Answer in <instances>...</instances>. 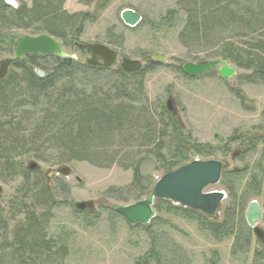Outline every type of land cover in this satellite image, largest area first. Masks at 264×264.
I'll use <instances>...</instances> for the list:
<instances>
[{
    "label": "trees",
    "instance_id": "16d2710c",
    "mask_svg": "<svg viewBox=\"0 0 264 264\" xmlns=\"http://www.w3.org/2000/svg\"><path fill=\"white\" fill-rule=\"evenodd\" d=\"M79 1L90 6L95 0ZM240 2L176 0V6L186 15V25L179 34V42L188 50L192 45H197L202 48L195 50L197 53L205 52L204 48L211 44L212 36L209 34L214 31L228 33L229 37L218 43V58L252 72L249 76H242L249 84L257 78L264 84V9L259 10L258 7L241 14ZM64 5V0H32L30 5L21 0L14 7L7 0H0V55L5 43L8 48H15L17 39L5 38L8 32L48 34L64 43L70 37L79 40L92 16L69 13ZM173 12L177 11L171 10ZM230 32L235 35L231 36ZM235 36L239 40L236 48L231 44ZM75 42L70 45L73 46ZM65 46L68 45L65 43ZM52 59L55 60L54 68L46 73L45 78L41 79L36 74L39 67L45 72L36 61L49 60V57L27 56L12 67L6 80L0 82V182L12 183L22 178V185L18 187L16 198L11 201L6 213L0 204V264H62L69 257V245L51 237L48 232L52 209L69 202L55 201L53 186H50L47 175L39 170V166L30 170L27 160L62 166L71 162H86L102 169L113 165L122 169L134 167L135 178L128 186V196L139 198L136 190L142 189L144 194L146 189L140 187L147 179L139 177L138 166L150 154L136 164L122 165L120 162L136 160V155H122L124 147L142 141L144 145L158 146L159 150H163L166 134H173V131L166 132V128L174 130L176 136L172 153L156 159L161 163L160 169L166 173L184 166L190 158V148L207 158L216 154V149L210 145L203 146L184 136L177 118L163 104L155 107L157 117L139 105L148 101L143 71L129 74L121 67L101 71L74 60ZM179 72L183 74L182 69ZM131 86L136 88L131 89ZM240 99L245 100L241 95ZM160 122L167 124L157 131ZM120 193L115 191L111 195ZM121 197L119 200L128 201V197ZM158 203L166 205L170 213H183L187 220L193 219L192 216L189 218L188 209L165 200ZM154 227V224H149L145 228L152 242L136 264H148V261L164 263L155 248L157 241L153 240L151 233ZM223 229L222 234L230 237L228 235L236 228L232 224L229 227L224 225ZM217 230L215 227L209 228L212 234ZM242 239L245 240V234L237 233L235 248L242 249Z\"/></svg>",
    "mask_w": 264,
    "mask_h": 264
},
{
    "label": "rangeland",
    "instance_id": "374dc122",
    "mask_svg": "<svg viewBox=\"0 0 264 264\" xmlns=\"http://www.w3.org/2000/svg\"><path fill=\"white\" fill-rule=\"evenodd\" d=\"M14 1L18 4L21 0ZM22 1L29 5L32 2V0ZM64 1V8L69 13H87L92 16L85 24L84 33L79 40L77 37H70L69 41L65 42L68 46L59 40L67 53L76 54L80 60L89 58V54L79 53L75 48L77 44L75 41H79L80 44L107 46L118 53L119 61L128 59L144 62L146 60L144 57H166V65L152 66V70L143 78L148 101L139 105L147 108L157 117L155 107L158 108L159 104L166 107L167 100L172 99L177 110V123L183 130V135L191 137L190 141L215 148L217 153L214 159L225 160V156L222 157L218 150L235 133L245 132L250 136L253 134L261 136L257 152L249 153L243 159L242 165L234 161L229 164L231 168L247 166L250 169L249 174L255 170L254 164L264 155V84L258 78L253 79L249 84L242 76H249L252 72L238 68L235 63L228 60L231 67L236 68L238 72V75L230 80H222L218 68L191 79L179 72L185 63L199 64L221 60L217 56L220 54L218 43L229 37L228 33L214 31L209 34L212 36L211 44H207L208 46L204 48L205 52L197 53L195 50L202 48L192 45L188 50L179 42V34L186 25V15L176 6V0H95L90 6L84 5L79 0ZM239 4L241 14L258 7L259 10L264 9V0H241ZM127 9L134 10L142 16L141 23L135 28H130L134 29L133 31L127 29L120 18L121 13ZM171 10L177 12L171 13ZM241 26L243 27V22ZM230 33L231 36L235 35L234 32ZM6 34L5 38H15V40L22 35L38 36L30 31ZM231 41L236 48L239 40L235 36ZM73 42H75L73 46L70 45ZM3 46L4 51L0 59L11 58L14 49L8 48L6 43ZM52 58L36 61L45 69V72L42 70L45 76L54 68L55 60ZM203 60L205 61L202 62ZM37 69L41 70L40 67ZM130 84L135 85L133 82ZM240 95L245 99L244 101L240 99ZM166 124L167 122L163 124L160 122L157 131H161L162 126ZM168 131H173V134H166L163 150H159L158 146L144 145L142 141L122 149L123 156L128 153L130 156L136 155L134 162H120L122 165L136 164L147 154H150L159 165L154 177L148 178L140 187L146 189L145 193H142V189L136 190L137 193L139 192V198L128 196L130 193L128 186L135 178L134 167L122 169L113 165L111 168L102 169L86 162H71L64 165L72 170L69 180L58 177L48 179L49 184L53 186V199L69 202L67 205H56L52 209L48 231L51 237L69 245V257L62 264H136V260L149 250L152 238L145 232L146 227L130 226L111 207L126 206L136 203L138 199H145L155 183L167 174L160 169L161 163L156 159L158 156H169L173 151L176 132L166 128V132ZM231 146L232 149H238L237 144ZM231 158L232 154L226 157V161H231ZM26 162L28 166L36 161ZM37 163L44 175L58 171L62 167V165ZM1 183L7 191V195L0 198L2 210L6 213L9 204L16 198L18 187L22 185V178L12 183ZM44 183L47 184L46 181ZM115 191L121 193L116 196L111 195ZM120 196L125 199L128 197V201L119 200ZM263 199L262 201L259 199L261 203L264 202ZM158 201L154 205L156 217L150 226L152 224L155 226L151 233L153 240L157 241L155 248L164 261L163 264H211L216 252L220 257L217 264H264L255 257L257 245L254 240L251 247L243 246L244 248L237 249L233 236L231 239L225 236L221 241L216 240L213 236L204 234L197 224L189 222L183 213H170L166 205H161ZM80 205H84L83 209H80ZM235 232L246 234L239 226ZM147 263L157 264L155 261Z\"/></svg>",
    "mask_w": 264,
    "mask_h": 264
},
{
    "label": "water",
    "instance_id": "95a60500",
    "mask_svg": "<svg viewBox=\"0 0 264 264\" xmlns=\"http://www.w3.org/2000/svg\"><path fill=\"white\" fill-rule=\"evenodd\" d=\"M7 3L17 7L14 0H7ZM121 21L128 28L137 27L142 16L131 9L121 13ZM91 57L86 58L84 64L92 69L104 71L113 70L117 65L126 73H138L143 70L142 61L123 59L119 61L118 53L104 45H90L88 47ZM27 56H38L41 58L55 57L77 61L76 54H69L65 51L63 44L48 34L38 36L22 35L16 40L13 56L0 59V82L6 80L10 75L13 66L22 62ZM158 64H167V58L162 56H151L147 58ZM218 68L220 78L230 80L237 76V69L231 67L227 60H214L206 63L191 64L185 63L181 66L182 72L189 78H197L205 75L213 69ZM39 78H45V73L36 71ZM36 162L29 165L30 170L38 168ZM158 163L152 158H144L138 166V175L141 179L154 177L158 170ZM223 164L219 160H208L200 162L198 159L191 164L184 165L174 172L163 175L153 186L151 193L142 200L126 206L113 205L111 208L120 214L126 222L132 226H148L156 217L154 205L157 200H167L183 208H191L207 214H213L219 208L223 200V193L204 194V189L211 185H217L221 179ZM59 176L69 180L71 168L62 166L58 171H51L48 179ZM80 181V180H79ZM7 195L4 185L0 182V198ZM83 209L84 205H80ZM262 209L257 202H252L247 210L246 219L248 225L253 229L256 237L264 243V230L257 225L262 218Z\"/></svg>",
    "mask_w": 264,
    "mask_h": 264
},
{
    "label": "flooded vegetation",
    "instance_id": "af4514ba",
    "mask_svg": "<svg viewBox=\"0 0 264 264\" xmlns=\"http://www.w3.org/2000/svg\"><path fill=\"white\" fill-rule=\"evenodd\" d=\"M90 45L91 44L88 45V44H82V43L80 44L79 43V44H77V50L79 53H83L84 55H85V53H87V54H89V57H91L90 52L88 50V47ZM94 45H96V44H94ZM78 58L79 59L75 62H79L81 64H84L83 61L85 59L80 60L79 56H78ZM144 59H146V60L143 62L144 67H143L142 71L146 75V73H148L149 71L152 70V68H153L152 66L158 65V63L147 61V57L146 58L144 57ZM163 65H166V64H163ZM117 67H120V65L119 66L117 65L115 68H117ZM150 67H152V68H150ZM98 70H101V69H98ZM108 71H110V70H108ZM130 74H136V73H130ZM168 96H170L169 93H168ZM165 108L168 109L178 120L177 110L175 109V104H174V101L172 99L167 100V104H166ZM236 137H237V139H236ZM232 138H234V140ZM261 138H262L261 136L254 135V134L252 136H250L245 132H241V134L235 133L228 140V142L226 141V143H224L222 146H220V148L218 150V152L221 153L222 157L225 156L224 161L221 159H214V156L209 157V158L203 157V156L197 154L193 148H190L189 149V151L191 152L189 154L190 158L188 160H186L184 163V165H188V164H191L192 162H195L198 159V161H200V162H206L208 160H219L223 164L222 172H221V179H220L219 183L217 185L208 186L203 191L204 194H212V193H217V192L224 194L223 200L219 204V208L213 214H207V213H204L201 211L193 210L191 208H185V209L190 210L189 218H191V216L193 218V219H189L188 221L197 224L199 229L204 234L207 233L210 236H213L214 239L220 240V241L223 240L226 236V235L222 234V232L224 230L223 229L224 225H227L229 227L230 225L233 224L236 229L239 226L241 229H243L244 232H246L245 240H242V241H244L245 247H247V248L251 247L252 241L253 240L255 241V244L257 245V249L255 250V257L258 259V261H260V263L264 262V243H262L256 237L253 229H251L249 227L247 219H246V213H247L249 205L252 202H257L259 204V206L261 207L262 212H263L262 218L257 223V225L260 226L264 230V202L261 203V201L263 199V193H264V155H262V158H260L259 162H256L254 164L255 170L251 174H249L250 169L247 166H244V165L239 166L238 165L239 167L236 166V167L231 168L229 166V164L232 161H234V162H238V164L242 165L241 163L244 161L243 159L245 157H247V155L249 153L258 151V149H259L258 145L260 143ZM234 144H237L236 147H238V149H236V148L232 149L231 145H234ZM205 146H207V145H205ZM214 150H215V148H214ZM231 154H232L231 161L227 162L226 157L230 156ZM246 164H247V162H246ZM247 175H249V176H247ZM71 176H72V170H71ZM245 176L247 178H245ZM57 177L61 178L57 175L54 176V178H57ZM259 199H261V201ZM263 201H264V199H263ZM179 207H181V206H179ZM210 227L218 228V230L216 231L217 233L214 231V234H212L209 231ZM229 232L231 233V230H229ZM228 236H230V239L233 236L234 237L233 242L235 243L236 232L233 231L231 233V235L229 234ZM212 258H213V260H211V264H217V262L220 261V257L217 254V252L213 255Z\"/></svg>",
    "mask_w": 264,
    "mask_h": 264
}]
</instances>
